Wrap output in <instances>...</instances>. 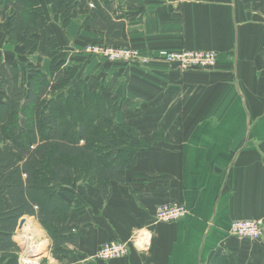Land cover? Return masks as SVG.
<instances>
[{
  "label": "crops",
  "instance_id": "0c3cea01",
  "mask_svg": "<svg viewBox=\"0 0 264 264\" xmlns=\"http://www.w3.org/2000/svg\"><path fill=\"white\" fill-rule=\"evenodd\" d=\"M44 5L39 49L25 52L8 36L11 7L0 0V61L49 73L54 31L68 52L66 66L80 67L92 92L117 97V120L146 144L126 171L129 184L112 182L108 199L95 182L71 186L85 209H73L67 221L79 243L48 264H264V231L259 239L230 232L236 219L264 221V0H113L121 39L86 26L85 15L63 28ZM91 41L132 46L151 61L106 62L84 51ZM161 49L212 50L218 63L181 71L156 59ZM172 201L187 207L186 217L154 222L156 206ZM145 230L148 248L92 258L105 242H132Z\"/></svg>",
  "mask_w": 264,
  "mask_h": 264
},
{
  "label": "trees",
  "instance_id": "16d2710c",
  "mask_svg": "<svg viewBox=\"0 0 264 264\" xmlns=\"http://www.w3.org/2000/svg\"><path fill=\"white\" fill-rule=\"evenodd\" d=\"M4 1L11 7L8 36L25 52L39 49L42 25L48 23L45 3L63 28L85 15L86 26L111 39L123 37L124 22L113 16V0ZM47 45L49 73L33 63L22 68L0 61V264H18L14 235L24 216H35L50 231L54 258L67 256L68 244L79 243L67 221L73 209L85 210L71 189L79 172L108 199L112 182L129 184L126 171L146 146L134 126L117 121L118 101L92 92L79 77L80 67L66 66L68 52L54 31Z\"/></svg>",
  "mask_w": 264,
  "mask_h": 264
},
{
  "label": "built area",
  "instance_id": "2783aa9c",
  "mask_svg": "<svg viewBox=\"0 0 264 264\" xmlns=\"http://www.w3.org/2000/svg\"><path fill=\"white\" fill-rule=\"evenodd\" d=\"M264 20V14H263ZM84 51L94 54L110 63H139L147 65L151 59L140 49L132 46H115L98 42H90L84 46ZM156 59L174 65L181 71L191 69H212L218 63L215 51L203 49L168 50L161 49ZM188 213L187 207L180 202L172 201L158 204L154 211V222H176ZM264 231V221L256 218L236 219L231 223L230 232L239 238L259 239ZM16 234V233H15ZM151 232L145 230L139 233L132 242L112 240L105 242L92 255L96 260H114L126 257L131 247L146 249L150 246Z\"/></svg>",
  "mask_w": 264,
  "mask_h": 264
},
{
  "label": "bare ground",
  "instance_id": "6f19581e",
  "mask_svg": "<svg viewBox=\"0 0 264 264\" xmlns=\"http://www.w3.org/2000/svg\"><path fill=\"white\" fill-rule=\"evenodd\" d=\"M22 219L24 222L28 220L31 222L28 223L26 228L23 222V226L21 227V231H23V233L16 236V238L19 236L25 245L24 253L21 257V264H42L40 259H43V257L50 250V245L49 247H46V237L43 235L40 228L35 227L34 224H32L34 223V219L32 217L24 216Z\"/></svg>",
  "mask_w": 264,
  "mask_h": 264
},
{
  "label": "rangeland",
  "instance_id": "374dc122",
  "mask_svg": "<svg viewBox=\"0 0 264 264\" xmlns=\"http://www.w3.org/2000/svg\"><path fill=\"white\" fill-rule=\"evenodd\" d=\"M92 42V41H91ZM88 43H90V42H88ZM26 65V64H25ZM79 77H81V74H80V72H79ZM82 78V77H81ZM83 79V78H82ZM84 80V79H83ZM115 99H117V97H115ZM120 111V110H119ZM119 111H118V113H119ZM118 113H117V116H118ZM117 116H116V119H117ZM118 121V120H117ZM119 122V121H118ZM137 142H138V139L136 140ZM137 145H140V144H138V143H136ZM136 145V146H137ZM134 149V148H133ZM125 155V154H124ZM127 155V154H126ZM79 172V171H78ZM85 172H87V170L85 171ZM79 175L80 176H78V180H76L73 184H72V186H74L78 181L80 182V181H82V180H85V181H90L91 180V178H90V176H88V175H86L83 171H80L79 172ZM90 179V180H89ZM75 189V188H74ZM77 194V193H76ZM39 198L40 199H42V201H43V204H44V206H46L47 208H51V203H50V200H49V198L47 197V196H45V195H42V194H40L39 195ZM69 197H65V199L67 200ZM74 205V204H73ZM50 210V209H49ZM28 217H32L34 220V223H32V224H34V226H36V227H38V228H40L41 230H42V232H43V235L46 237V243H45V245H46V247H49V245H52V237H51V234H50V231L43 225V223H41L36 217H34V216H28ZM31 222V221H30ZM23 226V225H22ZM31 229H33V228H31ZM41 232V233H42ZM16 234L14 235V239L17 241V243L19 244V246H20V251L17 253V255H18V260H17V262H18V264H21V257H22V255H23V253H24V249H25V245H24V243L21 241V239L19 238V236L16 238V236L19 234H21V233H23V231H21V228H18L17 230H16V232H15ZM248 239V238H247ZM38 242V241H37ZM48 243V244H47ZM38 244H39V242H38ZM50 248V250L47 252V254L43 257V259H40V262L42 263V264H48V262H50V260L52 259V255H50V251H51V246L49 247ZM54 258V257H53Z\"/></svg>",
  "mask_w": 264,
  "mask_h": 264
},
{
  "label": "water",
  "instance_id": "95a60500",
  "mask_svg": "<svg viewBox=\"0 0 264 264\" xmlns=\"http://www.w3.org/2000/svg\"><path fill=\"white\" fill-rule=\"evenodd\" d=\"M23 219L21 218V220L19 221V226H18V228H21L22 227V225H23Z\"/></svg>",
  "mask_w": 264,
  "mask_h": 264
}]
</instances>
